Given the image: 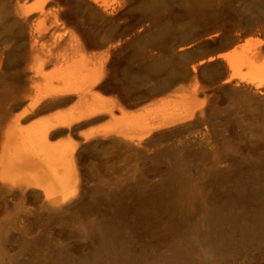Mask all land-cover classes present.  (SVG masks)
<instances>
[{
	"label": "rangeland",
	"instance_id": "1",
	"mask_svg": "<svg viewBox=\"0 0 264 264\" xmlns=\"http://www.w3.org/2000/svg\"><path fill=\"white\" fill-rule=\"evenodd\" d=\"M6 83L0 264H264V0H0Z\"/></svg>",
	"mask_w": 264,
	"mask_h": 264
},
{
	"label": "bare ground",
	"instance_id": "2",
	"mask_svg": "<svg viewBox=\"0 0 264 264\" xmlns=\"http://www.w3.org/2000/svg\"><path fill=\"white\" fill-rule=\"evenodd\" d=\"M101 1H104V0H101ZM40 8H42V7L40 6ZM59 36H61V35H59ZM61 43H62V41L61 42L58 41V38L56 37L54 39V42L51 43V46L47 49L48 52L51 55H55L57 57V59L58 58H64V57L67 58L68 57V60H69V59H72V58L73 59L77 58L79 56L80 50H79V45L77 43L76 44H70V47L65 50V53H60L59 51H60ZM243 57L249 58L248 54H246V53L243 54ZM229 62H230V66L232 68H234L236 66V64H237V60L236 59L230 58ZM74 66H75L76 71L83 72V71L87 70L89 73L91 71V69L88 68L89 67L88 64L87 65L75 64ZM100 66H102V65H100ZM82 76H84V79L80 83L75 84V87L77 88V90L79 92V95H80L79 97L81 99H84V98H86V95L91 92L92 88L95 85L94 83H95L96 80H92L91 75H89V76L82 75ZM6 86H8V87H6V90L1 94L0 99L1 98L2 99H4V98L7 99L11 95V93L13 92V89L15 87V86L11 85L10 83H6ZM48 93L49 92H45V94H48ZM85 112H86V110H79L76 113L72 114L71 117H69V118H66L64 120L57 119L56 120L57 122L55 121V122L48 123L47 125H45L40 130V132L38 133V136L41 139L46 140L47 134L50 132L52 127L57 126L60 123H68V122L74 120L77 117L83 116L85 114ZM41 149L44 150V152H45L44 147L41 148ZM54 175L57 176V174H54Z\"/></svg>",
	"mask_w": 264,
	"mask_h": 264
}]
</instances>
